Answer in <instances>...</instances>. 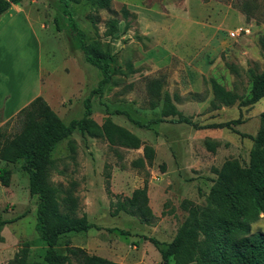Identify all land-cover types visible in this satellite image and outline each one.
<instances>
[{
  "label": "rangeland",
  "instance_id": "374dc122",
  "mask_svg": "<svg viewBox=\"0 0 264 264\" xmlns=\"http://www.w3.org/2000/svg\"><path fill=\"white\" fill-rule=\"evenodd\" d=\"M20 5L32 13L29 20L14 16L3 25L2 34L18 74L10 104H17L34 90L36 72L30 64L33 52L27 43L29 26L39 43L42 86L53 88L54 94L46 95L48 106L65 124L80 119L81 102L95 87L99 71L87 64L76 49L59 0H21ZM121 6L129 12L127 30H123ZM109 8V12H94L84 0L69 3L86 41L100 39L109 45L112 54V81L100 97H92L90 118L100 124L109 117L135 135L139 147H110L101 138L77 132L56 144L50 155L54 160L50 182L62 188L71 181L76 184L78 216L84 213L94 228L60 236L55 251L63 254L67 241L69 246L118 264H161L148 238L168 243L185 218L179 207L181 200L204 206L215 179L214 169L227 159H236L241 165L247 162L251 138L258 130V115L264 112V97L248 107H239L235 102L214 108L210 105L209 80L239 96L247 95L250 74L264 70V0H111ZM5 18L1 15L0 23ZM109 18L118 22L110 38L102 35ZM239 28L249 33L228 39V32ZM78 70L83 74L79 86ZM151 79L159 81L161 94L167 93L176 110L193 125L172 123L169 120L174 117H167L148 130L128 120L143 124L160 118V101L151 107L145 89ZM58 98L61 101L55 104ZM234 121L239 123L232 124ZM211 123L231 125L199 128ZM4 129L6 136H11L18 131L19 121L12 120ZM205 142L216 143L213 152L206 149ZM143 146L153 150V159L150 164L144 162L143 168H135L131 162L142 156ZM0 168L10 172L8 186L0 185V217L10 219L23 214L0 231V264L11 260L22 242L28 243L27 260L41 262L46 247L34 229L37 200L28 195L27 178L18 162L0 161ZM105 174H109L107 188ZM143 181L147 182L151 223L141 224L121 213L111 217L110 204L129 197ZM250 231L264 234V216L251 224Z\"/></svg>",
  "mask_w": 264,
  "mask_h": 264
},
{
  "label": "trees",
  "instance_id": "16d2710c",
  "mask_svg": "<svg viewBox=\"0 0 264 264\" xmlns=\"http://www.w3.org/2000/svg\"><path fill=\"white\" fill-rule=\"evenodd\" d=\"M20 1L0 0V16L11 5H17ZM79 1L59 0V3L62 14L66 17L67 28L75 40L76 49L81 51L83 60L100 74L95 87L81 102L82 117L65 124L40 97H35L0 127V161L9 164L18 162L19 168L26 175L28 195L37 200L34 229L46 247L41 262H29L28 243L22 242L7 264H118L89 255L81 248L69 246L67 241L63 254L55 251L60 236L85 233L94 228L84 213L78 216L79 204L74 196L76 184L71 181L62 188L50 182L49 174L54 168V160L50 155L56 144L77 132L88 138H101L110 147H139L138 138L114 124L109 117H105L100 124L90 118L91 99L93 96L102 95L103 89L112 81L114 69L109 45L100 39L87 42L83 31L74 20L69 3L77 4ZM84 1L94 12L110 11L111 0ZM111 13L115 14L112 11ZM119 14L124 22L123 30H127L129 12L125 6H121ZM91 20L93 22L94 18ZM117 23L116 19H107L103 37H112L117 31ZM209 85L212 107H228L235 102L239 107H248L264 97V70L259 74H250V88L243 97L234 91L225 90L212 79L209 80ZM145 89L151 107H155L160 101V118L142 124L128 117L134 125L149 130L151 125L158 124L167 117H174L169 120L172 123L193 125L189 118L176 110L167 93L161 94L158 80H149ZM14 119L19 121V129L11 136H6L4 128ZM231 123H211L199 128H230ZM258 123V130L251 138L252 146L247 162L241 165L236 159H227L218 169H214L215 179L207 192L204 206L196 205L188 199L181 200L179 207L185 213V218L168 243H158L148 238L157 250L161 264H264V234L250 231L251 224L260 215L264 216V112L259 113ZM71 143L69 142L70 151L73 150ZM205 147L213 152L216 143L205 142ZM153 154L150 147L143 146L142 156L132 161L131 165L143 168L144 162L150 164ZM159 169L163 171V166ZM9 177L10 172L0 168L1 186H8ZM104 180L107 188L109 174L104 175ZM110 209L111 217L121 213L136 218L141 224L149 225L153 215L148 206L147 182L143 181L141 187L132 190L129 197L116 199L110 204ZM22 217L23 214L10 219L0 217V231L4 225ZM120 234L127 235L124 232Z\"/></svg>",
  "mask_w": 264,
  "mask_h": 264
},
{
  "label": "crops",
  "instance_id": "0c3cea01",
  "mask_svg": "<svg viewBox=\"0 0 264 264\" xmlns=\"http://www.w3.org/2000/svg\"><path fill=\"white\" fill-rule=\"evenodd\" d=\"M20 3L17 5H11L9 9L4 13L7 18H5L4 22L0 23V126H2L10 118H12L21 108L25 107L35 97H40L47 104L46 95L50 96L51 94H54L52 91L53 90L52 86H48V87L47 85L42 86L43 81H41V77H40L41 76L40 75V59L38 57L39 43L32 31L33 28L30 29V27L28 26L27 32L30 37L27 43L29 44L33 52V56H32L31 63H30L32 67L31 70L33 71V73L34 71L36 72L34 84H33L34 90H33V93H31L25 99L20 100L17 104H10L11 97H12L10 93L17 84L18 74H17L15 63H13L14 60L12 59L10 48L9 46H7V42L3 41L2 34L5 32L4 28L7 25V23L12 21V18L14 16H20V19L22 17L23 20L25 19L26 21H28L29 20L28 15L29 16L32 15V13L28 11L26 7L20 5ZM5 23L6 25L3 27ZM76 72L79 73L77 80H76L77 82L76 85L79 86L80 78L83 77V74L81 70H78ZM60 101L61 100H59V98L56 99L55 104H57ZM52 111L58 117L55 110H52Z\"/></svg>",
  "mask_w": 264,
  "mask_h": 264
},
{
  "label": "built area",
  "instance_id": "2783aa9c",
  "mask_svg": "<svg viewBox=\"0 0 264 264\" xmlns=\"http://www.w3.org/2000/svg\"><path fill=\"white\" fill-rule=\"evenodd\" d=\"M248 33H249L248 29L239 28V29H234V30L228 32L227 37L230 40H234V39L238 38L239 36H244V35H247Z\"/></svg>",
  "mask_w": 264,
  "mask_h": 264
}]
</instances>
